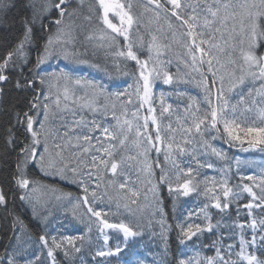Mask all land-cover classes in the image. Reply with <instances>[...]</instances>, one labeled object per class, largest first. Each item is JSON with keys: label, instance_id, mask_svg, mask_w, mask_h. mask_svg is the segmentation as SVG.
Masks as SVG:
<instances>
[{"label": "trees", "instance_id": "obj_1", "mask_svg": "<svg viewBox=\"0 0 264 264\" xmlns=\"http://www.w3.org/2000/svg\"><path fill=\"white\" fill-rule=\"evenodd\" d=\"M225 1L238 4L243 0ZM11 2L14 6L0 19V57L16 47L24 31L21 20L25 15L31 16V9L26 7L31 0ZM43 2L44 0H35L38 8ZM121 2L127 3L128 0ZM131 2L137 22L129 30L128 41L116 35L113 44L90 43L92 47L87 49L86 40L80 32L72 43L71 53H74V56L66 61L60 56H55L56 60L51 58L36 68L38 51L43 50L44 44L58 27L55 21L60 19V13L55 8L43 13L44 27H41L38 18L33 28L32 43L25 49L28 64L23 69L26 74L29 69H33L42 76L54 70H67L72 74L102 80L110 93L113 91L116 93V89L119 93L127 91L126 95L119 97L110 95L117 105L114 113H110L114 118V131L119 130L120 126L127 130L125 120L132 124L125 144L119 143L122 137L110 139L108 146L110 144L115 146L112 149L113 156L103 155L105 159H114L118 163L115 175L108 170L109 164L107 169L99 165L94 172H88L91 173V179L83 174L82 168H78L74 174L68 164L70 160H81L78 156L74 159L64 155L66 170L73 177L72 180H66L52 170L46 174L39 167L30 165L27 170V177L32 181L29 199L21 201L20 190L13 188L11 184L21 145L18 144L15 151L12 150L7 143L9 136L7 130L12 127L14 136L19 140L25 139L24 129L16 124V114L20 113L22 116L25 111H29L31 108L29 102L39 97L40 107L33 109L30 114L35 119L40 118L42 113L44 115L41 99L44 86L37 78L35 89H17L15 83L20 78L19 68L10 69L9 82H0V88L3 89V93L0 94V188L8 197L7 204L0 205V264H8L9 257L14 258L17 264H27V261H33L34 264H53V260L47 255L48 248H45L39 239L41 235L47 237L49 246L52 237H56L58 242L65 237L77 238L74 243L81 251L75 252L72 246L65 242L63 248L54 252L55 264H161L162 261H166V264H178L180 259L191 261V264H207L208 258H215L219 264H224V260L239 259L235 253L240 250L242 234L246 239H252L253 219L257 222V232L264 234L262 232L264 226L260 223L264 221V151L248 149L247 145L244 146L247 150H242L239 146L231 147L223 139H213L217 135L214 131L210 135L205 133L202 139L194 130L192 134L183 130L191 124V112L199 107V114L202 115L208 108L206 97L210 94L215 103V97L221 89L232 104H237L240 95H244L246 99L243 106L252 105V101L255 100L254 108L264 107V97L257 92L264 81L246 77L243 85L237 83L243 59L238 38L229 30L230 24L234 25V21L229 19L224 24L216 21L210 27H204V13L197 9L200 16L195 31L203 32L204 35L197 36L196 43L211 36L210 43L218 45V48L212 50L215 58L210 72L207 58L203 65L200 64L201 54L195 51L193 38L187 35V26L183 25L182 20L172 16V7L168 0H159L162 5L159 8L156 3L149 4L148 0ZM212 2L213 0H208V3ZM196 4L203 7L204 0L191 1V5ZM88 5H91V1L85 0L84 6ZM73 9L75 11L78 9L77 0H72V7L68 11L72 12ZM237 10L240 11L238 8ZM191 14V8H186L182 12L185 18ZM67 18L69 16L66 15L63 21ZM235 27L238 32V22L235 23ZM216 28H220V31L217 32ZM154 43L160 46L159 55L155 48L149 50V45ZM129 45L141 63L148 61L149 70L156 67L161 71V76L163 72H168L173 77L170 84H165L162 78H155L153 81L151 106L155 111L151 115H155L157 119L161 141L155 140L157 126L152 124L151 119L148 120V127H144V118L150 115L149 105L140 107L141 102L136 94L139 66L135 61L127 59ZM202 47L208 49V45ZM189 48L197 57L195 65L189 55ZM119 51H124L125 56L116 55ZM257 51L259 55H264V47ZM196 68H199V71H196ZM234 83L235 88L232 87ZM189 105L191 109L186 112ZM169 106H171L169 112H163V108ZM137 125L141 133L139 137L136 135ZM147 137H151L152 143L148 142ZM186 139L191 140V143L186 144ZM40 141L37 150L43 149L44 153L45 143L43 139ZM25 142H30V137ZM169 144L172 145L171 149L168 148ZM156 148H160L161 151L158 153ZM180 148H184L185 151L180 152ZM212 148L221 151L224 158L215 155ZM61 152L63 153L62 150ZM80 155L83 156V153ZM166 155H169L168 160L165 159ZM209 164L211 167L207 166ZM189 167L193 169L191 178L197 191L187 196L175 191L170 192V187L175 189L178 183L188 179L185 173ZM84 168L90 167L84 165ZM162 176L165 177L164 181L161 180ZM250 176L255 179H247ZM81 178L89 188L88 193L83 191ZM225 180L228 181L227 187L232 189V193L227 201L229 207L221 211L213 205L216 202V195L224 202ZM121 184L124 185L123 188L120 187ZM244 185L251 187L255 196L243 191ZM93 191L95 196L92 195ZM85 196L95 210L108 213L109 223L128 224L138 235L129 237L125 242L123 233L118 229H104L102 234L99 222L88 213L87 206L83 203ZM77 203L80 204L79 208L74 207ZM205 204L208 205L206 211L213 225L211 231L207 230L208 221L200 213ZM249 204L253 205L251 209L246 207ZM189 213H192L191 217ZM162 220L166 241L161 234ZM187 222L200 223L205 230L198 233L192 241L181 244L177 238L179 234L177 225L187 226ZM240 225H244L243 229L239 227ZM81 236L84 237L83 240L79 239ZM105 236L108 237L107 241ZM117 245L121 251L115 255L103 257L96 255L98 251L115 252ZM229 245H233L231 256L228 254ZM65 249L69 253L68 256H65ZM217 249H221L220 256H223L224 260H220ZM255 254L258 258L264 259V246L258 244Z\"/></svg>", "mask_w": 264, "mask_h": 264}, {"label": "snow or ice", "instance_id": "obj_2", "mask_svg": "<svg viewBox=\"0 0 264 264\" xmlns=\"http://www.w3.org/2000/svg\"><path fill=\"white\" fill-rule=\"evenodd\" d=\"M80 5L82 6L83 0H79ZM149 4L156 3L157 8L162 7L159 3V0H148ZM168 3L172 7V16L176 17L177 20H182L183 25L187 26V35L192 37L193 45L195 47V51L199 52L201 55L199 57L200 64L203 65L205 63V58H207L208 70L212 71V61L215 58L213 56L212 50L214 48H218V45L210 43L212 37L209 39H200L199 43H196L197 36L202 37L204 35L203 32L197 33L195 29L199 24V16L200 13L197 12V9H201V12L204 13L203 25L204 27H210L216 21H219L221 24H224L227 20L231 19L234 21L233 25V33L238 38V43L240 45V54L243 59V63L240 66L241 75L238 78L237 83L243 85L246 77H251L253 80H261L264 81V56L258 54V49L260 47H264V0H244L243 3L233 4L229 2H225V0H213L212 3H208V0H204L203 7L200 4L191 5V4H182L181 0H168ZM12 4L11 0H0V19L3 18L4 15L10 10ZM31 9V16L25 15V17L21 20V25L24 29L22 38L17 43L16 47L10 51H7L3 57H0V82L6 83L9 82L10 79V69L15 70L17 68L20 69L19 77L16 80L15 87L21 90L27 89H35L36 87V79L39 78L40 84L43 85L45 83L44 76L39 73L34 72L33 69H29L26 74L23 69L27 67L28 60L26 58V46L32 43L33 39V28L37 22V19L40 18L41 27L43 28L42 17L43 13L48 12L50 9L55 8L60 13V19L56 20L55 23L59 27L63 23L64 17L67 15L71 17L75 11L73 9L72 12H69L68 9L72 7V0H44L42 5L38 8L35 0H31V2L26 6ZM186 8L192 9V14L182 16V12L185 11ZM237 8L240 11H237ZM133 4L131 0H128L127 3L121 2V0H95L94 4L90 8V12L93 13L97 20H99L104 28L110 29L111 33H116L118 36H123L125 41L129 40V30L133 27V25L137 22L136 18L132 12ZM147 10V9H146ZM167 10V9H165ZM223 13V15H222ZM111 16L117 17L119 19V26L110 19ZM211 17V19H209ZM86 19L91 20L92 17L88 16ZM239 24V31L235 27V23ZM171 27V24L169 25ZM104 28L101 29L100 39L104 40L107 38L111 39L115 42V37L110 36V34L104 31ZM216 31L219 32L220 28H216ZM91 38V37H90ZM155 41V37L153 38ZM53 39L49 37L47 42L43 46L42 51H38L36 68H39L41 64H44L47 60L55 57V56H63L64 59H69L74 56V53L67 51L66 49L62 52H57L53 47ZM202 45H208V49L205 50ZM246 46V47H245ZM155 48L157 55L160 53V46L155 43L149 45V50L151 51ZM222 50V49H221ZM116 55L124 57L125 52L119 51ZM189 55H191L193 64H196L197 57L192 52V49L189 48ZM127 59L133 60L139 66V80L136 85V94L140 99V107L143 108L144 105H149L148 113L149 116L144 118L145 124L144 127H148V120L151 119L152 124L157 126V135L155 137L156 141H161L159 125L157 124V119L155 115H151L154 113L155 109L151 106V102L153 100V81L155 78H162L165 84H170L172 82L173 77L168 72H163L161 76V71L156 67H153L151 70L148 69V61L141 63L140 59L133 51L132 46H128V50L126 53ZM151 59V57H150ZM235 63V61H232ZM199 71V68L195 69ZM9 73V74H6ZM155 73V76H153ZM46 75L55 76L57 80L63 78L64 80H69V76L67 73H48ZM31 77V78H29ZM140 81H142V94H141V85ZM77 85L81 84L80 79H76L74 81ZM84 86L93 92V97H99L102 95H106L104 88H102L98 83L94 81H84ZM206 90L207 86L205 85ZM233 88L236 87L234 83L232 85ZM231 90V89H230ZM258 95L264 97V84H262L261 89L257 90ZM3 93V89L0 88V94ZM125 93H113V95L119 97L121 95H126ZM248 95H251V89L249 90ZM48 97H45L47 100ZM64 99H69V89L65 87L64 89ZM79 99V98H77ZM208 100V108L203 111V114L200 115V108L197 107L195 111L191 112V124L184 128L183 130L192 134L193 130L195 134L199 135L202 139L205 133L209 135L211 132H215L217 135L213 137L220 138L225 141V143L229 144L231 147L239 146L242 150L244 146L247 145L248 149H260L264 151V107H256L255 100L252 101V105L243 106L245 104L246 97L244 95H240L239 102L237 104L230 103L229 99L225 96L223 90L218 91L215 97V103L213 102L211 95L206 97ZM31 104V108L29 111H25L21 116L20 113L16 114L15 120L16 124L24 129L26 135L24 140H19L16 136L12 134L13 128H8V139L7 143L11 146L12 150L15 151L18 144L21 145L19 147V151L17 153L16 159V168L15 172L11 177L12 187L15 189H19L21 192L20 200L24 201L29 199V189L32 185V181L27 177V170L30 165H35L40 168L41 171H44L46 174H49V170L57 168L56 161L52 159H46L44 153H40L37 150V145L40 144V130L34 127V124L37 122L35 117H33L30 112L33 109H38L40 107L39 97H36L33 101L29 102ZM94 103V99L88 102L85 105L91 108ZM57 105H59V99H57ZM163 107V104H162ZM170 107L163 108V112H169ZM45 109V119L48 117V105L44 104ZM191 109V105H189V109H186L188 112ZM95 111L94 108H92ZM135 115V114H134ZM40 123V129L44 128V123ZM119 125V120H117ZM95 124V121H93ZM124 124L127 125V130L124 129L123 126L119 127L117 132L110 131L109 128L104 127L102 129L103 135L106 138L111 140L117 139L118 137H122L119 139V143L121 145L125 144V141L128 139L127 133L132 130L131 122L125 120ZM97 128H100V125H96ZM222 128V131H221ZM172 130V129H170ZM174 131V130H173ZM137 137L141 135L139 130V125H137ZM30 137V142H25ZM84 140H89L88 136L83 137ZM148 142L152 143L151 137H147ZM185 143H191V140L186 139ZM114 145H109L108 148H97V151L103 152L104 156L112 157ZM137 147H139V142H137ZM172 145L169 144L168 148L171 149ZM158 153L161 151L160 148L155 149ZM45 153L48 151L47 146H45ZM85 152L88 151L87 148L84 149ZM147 151V150H146ZM180 152H184V148L179 149ZM212 151L215 155L224 158V154L221 151H218L215 148H212ZM57 156H60V153H57ZM104 156L99 158V164L96 163L97 157L93 156V168H98L99 165H103L105 169L109 163H111L110 171L115 175L118 170V163L113 159L109 161L105 159ZM165 159H169V155L165 156ZM63 161V157H61V162ZM174 163V162H173ZM175 166V164H174ZM211 167V164L207 165ZM65 167L58 168V171L61 173L63 178V172ZM74 174L77 172L76 168L70 169ZM193 169L189 167L185 175L188 179H185L183 183H178L175 189L170 187V192H177L178 194H182L184 196L189 195L192 192L197 191L196 186L193 184L192 180ZM88 178L91 179V173H88ZM179 179V177H178ZM249 180H254L255 177H247ZM161 180L164 181L165 177L162 176ZM80 184L83 186V191L85 193L89 192V188L84 184V180H80ZM228 181L225 180L223 182V197L224 202H221L220 197L218 195L215 196V203L213 207L220 209L223 211L229 207L228 197L232 193V189L227 187ZM121 188L124 187L123 184L120 185ZM11 190V189H10ZM34 190V189H33ZM243 191L248 192L249 194L255 196L253 193V189L248 185L243 186ZM207 192V190H206ZM15 195V192H13ZM92 195L95 196V192H92ZM135 195V193H133ZM8 202L7 194L0 188V205H6ZM83 203L87 206L88 213L91 216L95 217L99 222L100 231L103 234L104 229H118L123 233L125 238V242L129 237H134L138 235L132 227L125 223H109L107 216L108 213H103L102 211L95 210L93 207L89 205V201L87 196L83 197ZM135 203V201H133ZM252 204L246 205L249 209L252 208ZM74 207L79 208L80 204L77 203ZM208 205L205 204L204 208L200 210V213L203 214V218L208 221L207 230L211 231L213 225L211 224V217L208 215L206 209ZM161 215L163 216V209H161ZM192 213H189V217H191ZM262 226H264V221L260 222ZM162 224V236L167 239L163 232V220ZM179 228L178 240L181 244H184L186 241H192L194 237H197L198 233H202L205 228L200 223L187 222V226L184 224H178ZM241 229H243L244 225H240ZM252 228V239H246L243 234L240 237L239 252L235 253V255L239 258L238 260H224L223 256H220L221 249H217V255L220 256V260H224V264H264V259H260L255 254V250L257 245L264 246V234L261 232H257V222L255 219L251 222ZM91 228H89V231ZM264 232V230H262ZM257 236H259V240H257ZM17 239H19L17 237ZM40 241L43 243L45 248H48V257L53 260V264H55V256L54 252L56 249H61L64 247V243L66 242L68 245L72 246L75 252H80V247H77L74 241L77 239L76 237H65L62 238L61 241H57L56 237H52L51 246H49L48 239L45 235H41L39 237ZM79 239L83 240L84 237L81 236ZM108 237L105 236V241H107ZM233 245L228 246V254L232 255ZM251 249V251H250ZM121 251L119 245H117L115 252L113 251H98L96 253L97 256H110L115 255ZM65 256H68L69 253L67 249L64 250ZM167 254V248L165 247V255ZM39 259V258H37ZM8 264H17L16 260L12 257L8 258ZM27 264H34L33 261H27ZM161 264H166V261H162ZM178 264H191V261H185L180 259ZM207 264H219L215 258H208Z\"/></svg>", "mask_w": 264, "mask_h": 264}, {"label": "rangeland", "instance_id": "obj_3", "mask_svg": "<svg viewBox=\"0 0 264 264\" xmlns=\"http://www.w3.org/2000/svg\"><path fill=\"white\" fill-rule=\"evenodd\" d=\"M90 1L91 5L84 6L85 0H83L81 6L79 0H77L78 9L71 17L65 19L63 23L53 31L50 37L54 41L53 47L57 52H62L65 49L69 52H73V40L80 32L86 40L85 48L87 49L92 47L90 43L94 45L113 44V41L107 38V36L104 40L100 39L101 29L104 28V26L96 19L95 15L90 12V8L95 0ZM191 1L193 0H181V3L191 4ZM241 2L243 3L244 0ZM88 16H91L92 19H86ZM110 19L119 26L120 22L117 17L111 16L110 14ZM231 25H233V23L230 24L229 30L233 32V27ZM104 31L116 39V33H111V30L106 28H104ZM120 38L124 40L123 36H120ZM60 57L62 60L66 61L62 55ZM52 59L56 60V57ZM61 72L67 73L70 79L67 81L63 78L57 80L55 76H44L45 83L43 84L44 90L41 99L43 101V106L45 103L48 105V117L45 119V115L42 113L43 116L41 115L40 118L36 119L37 122L34 124V127L40 130V139L44 140L45 146L48 148V151L46 153L44 152L45 158L52 159L57 163V168L51 169L56 175H61L58 168L64 167L65 165L64 155L74 159L78 156L81 161L70 160L71 162L68 164L69 168H82L83 174L87 175L88 172H94V169H96L92 167L93 156L98 158L96 161L98 164L99 158L104 155L103 152L97 151V148H108V141H111L103 135L102 129L107 127L110 131L111 129L113 132L118 131L117 129L114 131V118L112 116L117 108L115 100L110 96L113 95L114 91L112 93L107 91L105 83L94 77L72 74L67 70H54L51 73L59 74ZM76 79H80L81 84L77 85L74 82ZM84 81H94L98 83L104 88L106 95L94 98L92 90L84 86ZM142 83L141 81V90ZM65 87L69 89V99L67 100L64 99ZM115 91L117 93L118 89ZM46 96L48 97L47 100H45ZM57 99H59V105H57ZM93 99L94 103L91 108L82 106ZM92 108H94L95 111H93ZM43 112L45 113V109ZM93 121H95V124H93ZM39 122L44 123L43 129H40ZM97 124L101 127L97 128ZM84 136H88L90 139L86 141L83 139ZM45 146H43V148ZM85 148L88 149L87 152L84 151ZM42 150L43 149L38 152L43 153ZM58 152L60 156H57ZM82 153L83 156L80 155ZM61 157H63L62 162ZM109 161L111 160L109 159ZM84 165L90 168L86 169ZM110 168L111 163H109V171ZM63 178L66 180H72L73 178L68 174L66 167L63 172Z\"/></svg>", "mask_w": 264, "mask_h": 264}]
</instances>
